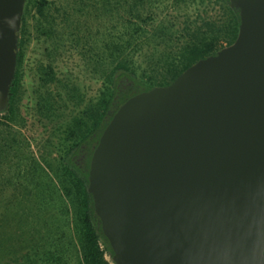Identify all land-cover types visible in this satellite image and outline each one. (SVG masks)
<instances>
[{"label": "water", "instance_id": "water-1", "mask_svg": "<svg viewBox=\"0 0 264 264\" xmlns=\"http://www.w3.org/2000/svg\"><path fill=\"white\" fill-rule=\"evenodd\" d=\"M236 39L128 97L94 147L88 191L112 264H264V0H229ZM26 0H0V114Z\"/></svg>", "mask_w": 264, "mask_h": 264}, {"label": "rangeland", "instance_id": "rangeland-1", "mask_svg": "<svg viewBox=\"0 0 264 264\" xmlns=\"http://www.w3.org/2000/svg\"><path fill=\"white\" fill-rule=\"evenodd\" d=\"M134 1L26 0L15 113L0 114V264H79L73 189L60 158L93 124L89 109L107 91L111 59L103 65L102 38L117 39L119 30L140 24L148 44L138 52L129 46L127 58L144 78L167 81V64L155 61L180 47L188 32L226 21L220 0H145L139 11ZM35 161V174L25 175ZM17 186L28 196L12 202L9 192ZM61 194H71L64 196L67 207H60ZM45 195L57 201L48 204Z\"/></svg>", "mask_w": 264, "mask_h": 264}, {"label": "trees", "instance_id": "trees-1", "mask_svg": "<svg viewBox=\"0 0 264 264\" xmlns=\"http://www.w3.org/2000/svg\"><path fill=\"white\" fill-rule=\"evenodd\" d=\"M175 1L185 4L192 2V0ZM220 1L224 5L226 20L224 24L219 26L212 21L207 24L208 26L205 29L199 27L193 32H188V37L182 42L180 47L170 49L164 60L161 58L155 61L156 64L159 61H164L167 64V76H169V80L167 81H154L144 78L138 72L139 67L131 62L130 58H127L128 54L126 51L129 46H132L134 52H138L139 50H143V47L148 44L146 29L140 24L133 21L134 25L127 33L119 30L117 39L102 38L103 46H100L99 52L101 59H103V65H105L107 57L111 59V65L104 71V77L108 84L107 91H104L99 101L89 109L90 114L93 115L92 118H94L93 124L87 131L78 134L77 140L65 150L60 158L63 174L67 178L69 186L73 189L70 204L74 209L75 225L79 239V264H112L111 256L113 255V249L103 231L100 217L96 214L93 196L88 191L90 160L100 135L118 107L128 97L140 91L151 89L156 85L171 83L187 67L201 58L216 53L220 48L232 43L236 39L240 24L239 10L231 7L229 0ZM144 3L145 0H135L133 7L139 11L137 6ZM136 17L138 18L139 16L137 15ZM22 27H26L25 16H23ZM103 36L107 35L103 34ZM159 37L164 36L159 34ZM22 44L23 42L20 39L16 74L10 89L9 107L5 113L1 114L3 116L8 115L11 117L15 113L14 102L20 79L19 66L23 58ZM92 49L93 43L89 41L88 50L92 51ZM82 121L85 124L87 123L85 120ZM0 149H4L2 142H0ZM25 169V175H34L36 161L33 166L31 164ZM9 183L13 184L11 182L7 184ZM7 184L2 183L4 189ZM17 184L25 188L28 186L23 181H19ZM18 186L9 192L12 202L21 201L20 197L22 195L28 196L25 192L19 193ZM71 194L59 195L61 200L60 207H64V205L67 207L68 202L65 197ZM4 196L5 194L1 192L0 198ZM44 201L50 204L52 201H57V199H52L50 196L46 198L45 195Z\"/></svg>", "mask_w": 264, "mask_h": 264}]
</instances>
